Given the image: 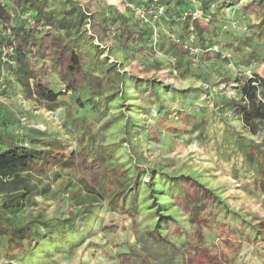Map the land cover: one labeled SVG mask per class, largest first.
<instances>
[{"label": "rangeland", "instance_id": "rangeland-1", "mask_svg": "<svg viewBox=\"0 0 264 264\" xmlns=\"http://www.w3.org/2000/svg\"><path fill=\"white\" fill-rule=\"evenodd\" d=\"M246 1L218 0L215 5L220 18L218 29L225 35L219 40L226 45L233 39L245 41L244 46L235 41L242 49L234 48L230 60L214 55L208 60L198 57L191 63L184 59L181 69L186 75L182 77L179 69L176 74L172 73L173 60L158 48L159 55L147 52L148 47L136 53L131 51L128 55L134 59L129 63L122 61L123 55L114 53L110 62L118 59V63H124L117 64L119 75L130 77L106 80L94 108L87 103L83 109L77 108L65 97L63 106L47 110L25 99L17 86L6 92L0 90V132L21 136L40 131L60 140L69 150L108 146L112 164L121 165L130 176L136 165L144 170L155 169L156 176L149 183L157 189L156 200L150 199L152 192L147 174L135 191L137 219L144 227L152 226L155 221L154 201L163 204L162 209H171L170 213L185 228H189L193 212L206 210L204 204L198 203L199 194L190 184L184 183L190 201L188 207L176 196V189L174 197L164 196L169 177L189 176L212 191L222 210L234 212L232 216L227 215V221L233 225H237L238 220L245 221L244 231L252 240L257 237L258 223L264 220V186L257 179L256 162L249 159L246 151L252 146L264 149V126L258 135H250L236 113L227 107L239 95L233 79L249 77L262 67L264 36L258 37L250 28L257 23L255 18L242 13L241 6ZM53 9L56 18L62 17L67 27L71 26V35L78 43L83 41L81 33L87 29V26L77 25L83 10L104 17L114 31L123 18L125 26L130 28L136 22L124 0H56ZM106 41L108 45L113 43L110 38ZM140 43L138 41L134 49H138ZM84 45L81 44L82 49L90 48L88 42ZM86 62L91 63L94 73L106 67L95 59L91 50H87ZM145 80L156 82L158 98L147 89L137 88V82ZM179 114L188 117L187 125L180 128L175 118ZM160 118L170 128L160 126L154 131ZM78 119L86 122L84 125L88 128L84 134ZM58 173L56 179L52 178V173L29 177L31 184L48 190L33 194L19 213L7 216L14 225L48 222L50 232L41 229L32 248L13 259L4 255L0 242V264H115L118 253L135 247L126 215L109 211L106 203L77 206L75 200L68 198V193L82 190L80 174L71 170H58ZM133 192L126 194L127 206H132ZM2 199L0 195V203ZM214 217L220 219L216 214ZM68 218L67 222L59 221ZM241 243L242 249L233 264H264V250H254V245L245 238ZM187 252L192 257L201 253L190 249ZM190 264L198 263L191 261Z\"/></svg>", "mask_w": 264, "mask_h": 264}, {"label": "trees", "instance_id": "trees-1", "mask_svg": "<svg viewBox=\"0 0 264 264\" xmlns=\"http://www.w3.org/2000/svg\"><path fill=\"white\" fill-rule=\"evenodd\" d=\"M126 2L145 9L150 23H144L129 8L136 22L130 28L125 26L123 18L114 31L104 17L83 10L77 25L87 26L91 33L84 28L81 33L83 41L78 43L71 35V26L67 27L62 17L54 16L56 0H0V90L6 92L8 88L17 86L25 99L47 110L63 106L65 97H69L77 108L83 109L87 104L94 108L106 80L111 81L113 77L127 80L126 77H130L128 74L121 77L117 64L131 62L134 57L128 54L133 50L136 53L148 47L147 52L151 51L154 55L160 53L157 48L163 50L170 61L173 60L170 63L172 73L176 74L179 69L184 77L186 72L181 69L184 59L191 63L198 57L202 60H208L211 55L223 58L222 53H227L230 60L234 48L236 51L242 49L235 41L245 45V41L239 39H233L229 45L219 40H223L225 35H221L218 29L220 18L215 6L218 0H197V4L191 0ZM158 8H162V14L156 19L153 16ZM196 10L202 12L204 20L193 18ZM241 11L255 18L257 23L250 28L258 37L264 36V0H247ZM153 27L157 30L156 39ZM107 38L113 41L112 45L106 44ZM138 41L141 45L134 49ZM87 42L90 45L87 50H91L95 59L106 66L104 70L94 73L91 63L86 62L87 50L82 49L81 44ZM214 45L218 47L216 54L208 52ZM114 53L116 56V53L123 55L124 63H118V59L110 62ZM260 63L261 69L249 77L233 79L239 95L227 104L239 117L243 129L253 136L258 135L264 126V52ZM137 84L139 90L147 89L157 97L156 82L145 80ZM175 118L179 120V128L188 123L184 114ZM81 120L78 119L79 122ZM84 122H80L83 134L88 128ZM160 126L170 128L162 118L156 121L153 130ZM194 126L200 125L194 123ZM246 154L256 162L257 179L264 186V149L252 146ZM112 161L108 146L69 150L60 140L40 131L21 136L0 132V195H3L0 203V242L4 246V255L13 259L25 253L27 248H32L41 229L50 232L48 222L30 221L14 225L7 216L19 213L33 194L48 190L47 187L31 184L29 177L52 173V178L56 179L59 177L58 170L80 174L82 190L68 193V198L75 200L77 206L106 203L109 211L124 214L130 219L129 229L135 247L118 253L115 264H190L191 261L198 264H233L240 254L244 238L254 245V250H264V220L258 223L257 237L251 240L249 233L244 231L245 221L238 220L237 225L227 221V215L232 216L234 212L222 210L212 191L189 176L164 178L168 179L167 192H171L169 195L166 192L164 196L174 197L176 189V196L184 200L187 207L190 206L184 186L187 183L199 194L198 203L205 205L206 210L191 212L189 228L181 226L170 213L171 209H162L164 206L158 201L152 204L153 225L141 226L137 219L139 212L136 210L135 191L144 175L147 174L148 183L153 180L155 169L144 170L136 165L130 176L127 169L112 164ZM148 185L152 192L151 201L156 200V187L152 183ZM129 191H134L132 206L126 205ZM214 214L220 219L216 220ZM188 249L201 253L192 257Z\"/></svg>", "mask_w": 264, "mask_h": 264}, {"label": "built area", "instance_id": "built-area-1", "mask_svg": "<svg viewBox=\"0 0 264 264\" xmlns=\"http://www.w3.org/2000/svg\"><path fill=\"white\" fill-rule=\"evenodd\" d=\"M127 0H124V3L126 4V6L128 8H130L133 12H134V15L136 17H138L139 19H141L144 23H150L146 13L147 11H145V9L143 8H140V7H136L128 2H126ZM192 3L194 4H197V0H191ZM162 14V8H158L156 10V13L154 14L153 18H156L157 19V16L159 17L160 15ZM203 15H202V12L200 10H196L194 13H193V18L195 19H200V20H204L202 19ZM153 36H154V39H156V36H157V30L156 28L153 27ZM195 53L197 52V50L194 51ZM208 52L210 53H218V47L217 46H212L208 49ZM222 57L223 58H229V54L227 53H222Z\"/></svg>", "mask_w": 264, "mask_h": 264}]
</instances>
